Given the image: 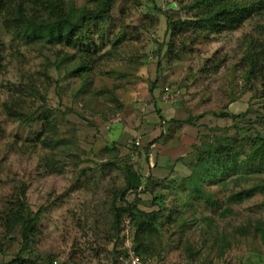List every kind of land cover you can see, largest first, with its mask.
<instances>
[{
	"label": "rangeland",
	"instance_id": "1",
	"mask_svg": "<svg viewBox=\"0 0 264 264\" xmlns=\"http://www.w3.org/2000/svg\"><path fill=\"white\" fill-rule=\"evenodd\" d=\"M0 1L27 8L32 0ZM65 1L74 9L94 6L91 0ZM193 1L117 0L102 22L85 27L87 40L78 48L42 49L17 40L2 30L0 14V263L20 253L38 264H113L122 242L112 237L110 206L124 184V167L132 165L148 178L138 208L158 216L147 240L151 261L264 264L259 240L234 233L264 226V194L240 204L226 200L258 183L264 171L245 166L241 154L238 167L246 181L235 184L228 177L223 187L205 184L214 208L188 197L184 182L214 138H231L240 151L244 136H264L259 86L244 82L237 66L242 37L264 38L255 29L264 17L215 34L189 24ZM62 55L71 57L55 68ZM79 60L89 65L84 86L68 73ZM22 82L44 97L62 141L53 149L40 144L47 134L38 114L23 123L5 112V103L21 100L29 112L40 105ZM224 113L230 118L218 117ZM21 190L31 213L42 210L24 250L16 231L6 234L2 214ZM133 198L129 194L126 201ZM207 224L218 238L226 236L229 246L221 257Z\"/></svg>",
	"mask_w": 264,
	"mask_h": 264
},
{
	"label": "trees",
	"instance_id": "2",
	"mask_svg": "<svg viewBox=\"0 0 264 264\" xmlns=\"http://www.w3.org/2000/svg\"><path fill=\"white\" fill-rule=\"evenodd\" d=\"M91 1L94 3L91 9L86 7L74 9L67 5L65 0H32L27 8L12 1L7 3L0 1V14L4 16L2 30L24 43L38 44L42 49H45V46L52 45L78 48L84 40H87L86 37L82 36L85 27L95 22H102L110 13L113 3L117 0ZM190 8L194 9V13L192 19L187 20L189 24L199 29L212 31L215 34L233 32L245 21L255 16L264 17V0H194ZM174 25L175 23L168 24L172 30ZM255 29L259 34L263 33L264 21L256 24ZM239 45L238 49L241 57L237 66L242 70L243 80L246 83L258 84L260 98L264 102V38L259 40L244 36ZM57 55L53 58H58ZM70 57L62 55L58 60L56 59L57 61L53 63V66L58 68L59 65L66 64ZM88 70L89 65L79 60L75 66L68 70V73L78 76L83 81L81 85L84 86L86 85L85 79ZM23 88L38 97L40 105L34 111L29 112L23 110L24 102L20 99H18L20 101L13 102V104L5 103L4 109L7 116L24 123L31 120L34 114H38L37 121L42 125L41 133L47 134V137H44L40 144L43 147L49 146L50 149L62 144L61 140L56 139V129L49 120L50 112L45 106L44 97L39 94L38 89L31 82L25 83ZM153 88L154 84L151 85V89ZM245 113L248 114L250 111L246 110ZM245 113L241 116L245 117ZM218 117L230 118L226 113L219 114ZM249 128L247 127L246 131ZM37 136H40V133ZM230 140L232 141L228 137L214 138V145L208 144L206 153L196 157L195 165L184 180L188 190L186 192L187 196L194 201H203V204L208 208L216 207L217 203L212 199V193L205 191V184L212 182L223 187L228 177H231L230 180L235 184H238L241 180L246 181L247 176L238 167L241 162L248 168L258 166L264 171V136L257 133L252 137L244 136L239 141L242 144L239 148L240 151L235 150L237 149L233 145L235 142L230 143ZM241 154H243V161L240 162ZM124 169V184L115 193L114 201L110 206L112 237L115 240L121 238L122 242V223L125 218H128L130 230L132 231L131 242L136 255L142 261L150 260L147 240L156 231L157 211L146 213L138 208L142 204L138 196L141 191L146 190L144 180L148 178H143L138 169H134L132 165H126ZM233 176L236 177L232 178ZM23 194V190H21L15 199L9 201L8 208L2 213L6 234L9 232L12 235V231H16L21 240V250L26 247L42 213L41 209L31 213L26 208L24 201L21 200ZM129 194L134 195L131 202L126 201V196ZM254 194H264V177L259 179L258 183H251L245 188L231 192L226 198L227 204H240ZM206 227L209 228L211 234L214 233L211 235V240L212 243L217 245L216 256L221 257L222 251L229 246L226 236L222 235L218 238L215 231L209 227V224ZM234 233L241 236L252 234L264 246V226L262 225H254L251 232L246 228H236ZM115 252L116 254L121 253V247ZM3 253V247L0 243V256ZM51 262L48 259L40 264H51ZM0 264L38 263L34 260L25 259L20 253H17L9 262ZM113 264H115V260Z\"/></svg>",
	"mask_w": 264,
	"mask_h": 264
},
{
	"label": "built area",
	"instance_id": "3",
	"mask_svg": "<svg viewBox=\"0 0 264 264\" xmlns=\"http://www.w3.org/2000/svg\"><path fill=\"white\" fill-rule=\"evenodd\" d=\"M130 232L129 219L125 218L122 223V252L116 255L115 264H155L151 260L142 261L139 256L136 255L129 236Z\"/></svg>",
	"mask_w": 264,
	"mask_h": 264
}]
</instances>
